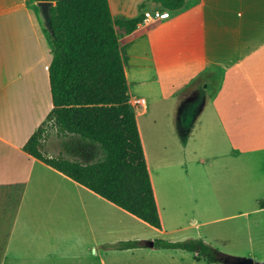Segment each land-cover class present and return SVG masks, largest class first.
<instances>
[{
	"label": "crops",
	"instance_id": "1",
	"mask_svg": "<svg viewBox=\"0 0 264 264\" xmlns=\"http://www.w3.org/2000/svg\"><path fill=\"white\" fill-rule=\"evenodd\" d=\"M108 1L127 19L153 3ZM36 3L0 0V264H202L149 242L202 240L212 222L264 213V0H186L130 34L116 27L159 229L24 150L53 108L51 40ZM212 72L218 134L196 146L208 101L200 80ZM127 241L139 246L113 247Z\"/></svg>",
	"mask_w": 264,
	"mask_h": 264
},
{
	"label": "trees",
	"instance_id": "2",
	"mask_svg": "<svg viewBox=\"0 0 264 264\" xmlns=\"http://www.w3.org/2000/svg\"><path fill=\"white\" fill-rule=\"evenodd\" d=\"M37 1L54 3L50 9L53 31L49 33L52 60L48 68L53 108L24 150L149 226L161 228L135 115L129 104L116 30L117 27L130 34L145 15L114 18L108 0ZM185 1L153 3L161 10L177 11ZM48 125L57 135L76 137L94 147L97 159L84 163L63 155L45 157L41 146ZM258 205L264 209V198ZM138 246L137 241L113 245L118 250ZM153 246L197 253L210 264L228 256L200 239H156Z\"/></svg>",
	"mask_w": 264,
	"mask_h": 264
},
{
	"label": "rangeland",
	"instance_id": "3",
	"mask_svg": "<svg viewBox=\"0 0 264 264\" xmlns=\"http://www.w3.org/2000/svg\"><path fill=\"white\" fill-rule=\"evenodd\" d=\"M144 8L149 12L160 10L152 1L146 2ZM204 75L206 76H202L200 80L202 87L200 86L199 91L203 93L202 101L205 98L208 101L204 113L195 122L193 143L196 146L214 139L216 134H218L215 125L216 121L212 112V103L220 86V74L212 72ZM204 84H209V87L205 89ZM192 92L195 95V89ZM160 108L162 113H168L170 111V103L164 102ZM63 137H71V140L63 139ZM80 142L76 137L57 135L55 130L48 125L42 140L41 152L48 158L63 155L69 159L81 160L84 163L97 159L98 152L95 148ZM187 219L188 217L181 219L184 225L187 224ZM201 231L205 236L202 240L210 243L222 253L233 257L252 258L255 262L264 263V213L250 214V216L232 218L231 220L228 219L218 223L212 222V224L202 228ZM181 235L178 234V236ZM189 256L193 257L191 254ZM196 259H202V257L199 256ZM202 264L210 263L205 260ZM214 264H224L223 259Z\"/></svg>",
	"mask_w": 264,
	"mask_h": 264
},
{
	"label": "water",
	"instance_id": "4",
	"mask_svg": "<svg viewBox=\"0 0 264 264\" xmlns=\"http://www.w3.org/2000/svg\"><path fill=\"white\" fill-rule=\"evenodd\" d=\"M36 5L39 8V12L44 21L46 29L49 31V33H52L53 30L50 24V9L54 3L51 1H37ZM149 246H153L152 241L149 242ZM223 262L224 264H264L255 262L252 258L233 256H227L223 258Z\"/></svg>",
	"mask_w": 264,
	"mask_h": 264
},
{
	"label": "built area",
	"instance_id": "5",
	"mask_svg": "<svg viewBox=\"0 0 264 264\" xmlns=\"http://www.w3.org/2000/svg\"><path fill=\"white\" fill-rule=\"evenodd\" d=\"M145 19L148 20H162L170 16V11L165 9V10H155L154 12H145Z\"/></svg>",
	"mask_w": 264,
	"mask_h": 264
}]
</instances>
